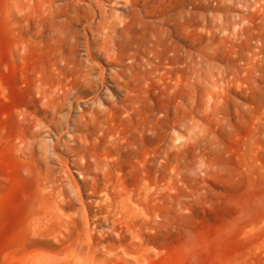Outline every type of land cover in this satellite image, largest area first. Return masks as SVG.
Returning a JSON list of instances; mask_svg holds the SVG:
<instances>
[{"label":"rangeland","instance_id":"1","mask_svg":"<svg viewBox=\"0 0 264 264\" xmlns=\"http://www.w3.org/2000/svg\"><path fill=\"white\" fill-rule=\"evenodd\" d=\"M47 1L0 0V264H264V62L241 81L224 83L216 100L201 97L198 84L179 71L181 63L172 74L161 69L140 86L132 80L133 109L114 118L116 140L104 141L100 152L115 163L121 185L132 188L144 170L137 162L142 152H150L185 115V137L171 146L172 166L152 167L158 179L167 173L173 177V188L160 186L156 198L146 202L154 222L141 225L139 236L124 225L111 227L109 220L95 224L98 205L88 199L98 196L89 187H80L79 198L66 200L73 215L67 225H57L52 192L69 180L81 186L82 178L65 149V134L60 135L64 127L35 126L26 114L57 117L42 104V83L59 77L77 87L71 59L75 53L87 56L86 45L94 74L107 71V64L99 50L104 37L93 40L88 30H80L77 45L58 36ZM77 1L90 12L88 0ZM217 5L216 0H137L116 8L152 22L160 38L155 60L161 65L174 42L186 57L203 53L223 65L241 64L238 54L254 42L240 46L235 37L209 31L203 17L218 14ZM97 18L92 7L83 22ZM126 29L118 39L112 35V46L138 45L141 26L132 23ZM107 84L118 96L110 79ZM81 202L89 203L88 209ZM109 241L118 247L108 251ZM144 242L150 248L141 260L125 250ZM88 246L94 256L77 260L73 253Z\"/></svg>","mask_w":264,"mask_h":264},{"label":"bare ground","instance_id":"2","mask_svg":"<svg viewBox=\"0 0 264 264\" xmlns=\"http://www.w3.org/2000/svg\"><path fill=\"white\" fill-rule=\"evenodd\" d=\"M26 1L31 3L32 0ZM216 1L218 3L216 9L219 13L204 16V26L213 33L220 32L235 37L240 42V46L248 39L254 42L251 45L246 44L238 54L241 64L232 62L223 65L203 53L186 57L185 53L180 54L179 50L173 47L176 45L175 42L173 43L175 45L167 46L164 51L161 61L165 64L156 62V46L160 44V38L150 25L151 21L143 18L136 20L132 12L122 15L116 8L122 5L130 6L137 3V0H88L85 6L90 12L82 7L84 3L81 1H47L46 11L51 26L58 36L69 37L77 45H80V30L82 33L88 30L93 40L98 39L99 36L104 37L102 44H99V50L107 64V71L102 70L94 74V59L86 42L82 43L86 45L87 56L82 58L80 54L75 53L71 59L72 77L77 82V87L63 83L59 77L44 79L42 83L40 89L42 104L57 117L46 120L26 114L35 126L40 124L48 126L47 122H49L58 130L64 127L60 135L65 134L63 138L65 149L72 152V164L82 178L81 186L69 180L64 186L52 192L50 209L57 225L68 224V218L73 214L67 211L66 200L70 202L74 198H79L80 187H89V193L98 196L88 199L89 203L98 205L93 211L95 224L109 220L112 222L111 227L116 229V226L124 225L134 236H139L141 225L154 222L153 216L147 210L146 202L156 198L160 186L170 191L173 188V177L171 178L166 172L162 180L158 179L153 168L172 166L171 146L176 138L185 137V115L178 117L170 131L165 133L161 142L151 147L150 152H142L137 162L144 170L137 184L132 188L121 185L119 171L117 169L114 172L115 163L109 162L100 152L101 145L104 141L116 140L114 118L133 109L135 98L132 92L135 88L130 86L132 80H138L133 83L135 87L140 86L139 82L155 79L161 69H166L172 74L176 69L175 65L181 63L179 71H186L198 84L201 97L216 100L224 83L241 81L242 76L256 63L264 62V0ZM92 7L97 8L99 18L83 22L89 19ZM132 23L140 25L143 31L138 45L131 43L126 48H122L120 44L116 47L112 46V35L114 34L118 39V36L127 31L126 28ZM109 79L113 82L115 86L113 89L118 92V96L109 88L107 84ZM108 100L110 103L106 104L105 101ZM89 203H82L83 208L88 209ZM43 215V211L38 212L36 225H40ZM88 238L92 239L91 235ZM146 243L126 245L125 250L136 260H141L149 252L150 247ZM117 245L109 241L108 251L117 248ZM184 246L186 247L185 243ZM90 252L88 246L86 250L80 248L73 255L79 260L82 257L94 256Z\"/></svg>","mask_w":264,"mask_h":264}]
</instances>
